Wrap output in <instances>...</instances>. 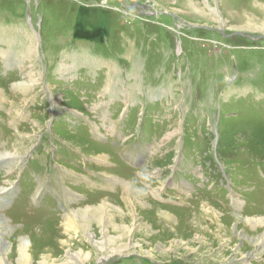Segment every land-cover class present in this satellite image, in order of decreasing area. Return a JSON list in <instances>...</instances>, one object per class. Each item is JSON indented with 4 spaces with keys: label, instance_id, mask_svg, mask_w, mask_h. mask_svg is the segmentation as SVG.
Masks as SVG:
<instances>
[{
    "label": "rangeland",
    "instance_id": "obj_1",
    "mask_svg": "<svg viewBox=\"0 0 264 264\" xmlns=\"http://www.w3.org/2000/svg\"><path fill=\"white\" fill-rule=\"evenodd\" d=\"M0 35V264H264V0H0Z\"/></svg>",
    "mask_w": 264,
    "mask_h": 264
},
{
    "label": "bare ground",
    "instance_id": "obj_2",
    "mask_svg": "<svg viewBox=\"0 0 264 264\" xmlns=\"http://www.w3.org/2000/svg\"><path fill=\"white\" fill-rule=\"evenodd\" d=\"M192 2V1H191ZM188 3V2H187ZM189 4H192V3H190L189 2ZM188 4V5H189ZM184 5V4H183ZM196 7V6H195ZM190 8V7H189ZM197 8V7H196ZM195 8V9H196ZM194 9V10H195ZM252 13H255V14H253V15H256L257 13L256 12H252ZM252 15V14H251ZM25 29V28H24ZM28 29V28H27ZM6 30V29H5ZM31 31V30H30ZM3 33H5V32H3ZM21 33V32H20ZM3 35V34H2ZM24 35H27V38H30V36H31V38H32V41L35 43V44H38V41H36V40H34V39H36V38H34V36L27 30L26 31V33L24 34ZM1 36V35H0ZM6 36V35H5ZM8 38V37H7ZM2 39H3V37H2ZM6 42V41H5ZM32 46V45H31ZM31 46H30V48H31ZM4 47V46H3ZM37 47V46H36ZM29 50V49H28ZM31 60L33 59L32 58V55H30V57H29ZM63 67H67V66H63ZM29 72H30V70H28ZM104 76V75H103ZM32 78H33V76H32ZM136 79V78H135ZM29 80H30V82H33L30 78H29ZM26 82V81H25ZM25 82H22V81H20V82H18V84H15L16 85V87H18V88H22V87H24L25 89L26 88H30L31 87V83H29V82H27V83H25ZM108 82V84H107V89H111V88H109L110 87V85L111 84H109V82H110V80H108L107 81ZM33 88V87H32ZM113 90V89H112ZM81 100V99H80ZM88 101V100H87ZM49 104V103H48ZM98 106V105H97ZM6 156L7 155H10L11 156V153H6L5 154ZM13 155H17V153L16 154H13ZM2 157H5L4 156V154L3 155H1L0 156V158H2ZM9 162V161H8ZM117 177V176H116ZM121 178V177H120ZM128 185V184H127ZM132 188V187H131ZM134 189V188H133ZM3 191V190H2ZM129 191H130V189H129ZM1 194V193H0ZM3 194V193H2ZM138 198V197H137ZM108 204V203H107ZM105 205V204H104ZM72 209V208H71ZM79 209V208H78ZM103 210V209H102ZM116 209H114V211H115ZM98 212V211H97ZM96 212V213H97ZM100 212V211H99ZM116 212V211H115ZM122 212V211H121ZM89 213V212H88ZM96 213H94V212H92L91 214H96ZM101 213V212H100ZM108 213V212H107ZM86 211H83V210H77V211H75V210H72L71 211V214L70 215H68L67 216V218H66V226L69 228V232L70 233H72V234H75V235H80L81 236V234H82V236L84 235L85 237H88L87 239H89L90 241H91V243H93V245L96 247V248H98L99 250H105L106 249V247H108L109 249H112L114 252H117L118 250H119V246H117L116 247V245H118L116 242H117V240L119 239V238H121V235H119V237L118 236H116V237H118V239L117 238H115V237H110V236H108V235H106L105 233L103 234V237L105 238V241H103V240H100V241H98V240H96V238H95V236L93 237V235H92V233L91 232H89V227H90V220L92 219V218H90V217H87L86 215ZM99 214V213H98ZM97 214V215H98ZM110 214V213H109ZM111 215V214H110ZM89 216V215H88ZM91 217H93V216H91ZM5 218V217H4ZM95 218V217H94ZM102 218V217H101ZM109 218V217H108ZM103 219H104V216H103ZM261 219V218H260ZM103 221V220H102ZM108 221V220H107ZM258 221V220H257ZM92 222V221H91ZM99 222H100V220H99ZM259 222V221H258ZM110 223V222H109ZM263 224H264V222H262ZM95 224V223H94ZM100 224V223H99ZM107 224V223H106ZM262 224V225H263ZM5 226V225H4ZM89 229H88V228ZM93 230V229H92ZM97 230V229H96ZM119 230V229H118ZM98 232V231H97ZM78 233H80V234H78ZM3 234V233H2ZM99 235V234H98ZM102 236V235H101ZM114 236V235H113ZM261 238V237H260ZM262 239V238H261ZM263 241L261 242V243H256V244H259V246H261L262 244L264 245V239H262ZM106 242V243H105ZM120 242V241H119ZM258 242V241H257ZM106 245H108V246H106ZM112 246V247H111ZM111 247V248H110ZM116 247V248H115ZM8 246H6V243L4 242V240L3 239H1L0 238V252H2V255H0V262H3V261H5L6 260V256H7V254L6 253H8ZM259 248V247H258ZM86 253V255L87 256H89L88 254L89 253H87V252H85ZM4 254V255H3ZM81 254H84L83 252H79V256H81Z\"/></svg>",
    "mask_w": 264,
    "mask_h": 264
}]
</instances>
